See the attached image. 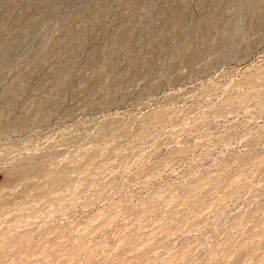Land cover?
<instances>
[{
	"label": "rangeland",
	"instance_id": "rangeland-1",
	"mask_svg": "<svg viewBox=\"0 0 264 264\" xmlns=\"http://www.w3.org/2000/svg\"><path fill=\"white\" fill-rule=\"evenodd\" d=\"M0 264H264V0H0Z\"/></svg>",
	"mask_w": 264,
	"mask_h": 264
}]
</instances>
